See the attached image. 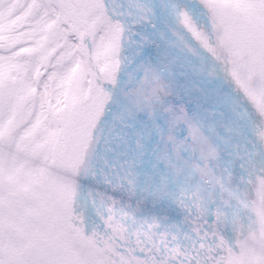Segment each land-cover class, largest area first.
I'll return each mask as SVG.
<instances>
[{
  "label": "snow or ice",
  "instance_id": "snow-or-ice-1",
  "mask_svg": "<svg viewBox=\"0 0 264 264\" xmlns=\"http://www.w3.org/2000/svg\"><path fill=\"white\" fill-rule=\"evenodd\" d=\"M0 264H264V0H0Z\"/></svg>",
  "mask_w": 264,
  "mask_h": 264
}]
</instances>
